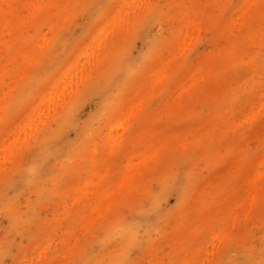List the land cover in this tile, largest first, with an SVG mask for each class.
Here are the masks:
<instances>
[{"label":"rangeland","instance_id":"1","mask_svg":"<svg viewBox=\"0 0 264 264\" xmlns=\"http://www.w3.org/2000/svg\"><path fill=\"white\" fill-rule=\"evenodd\" d=\"M0 264H264V0H0Z\"/></svg>","mask_w":264,"mask_h":264}]
</instances>
